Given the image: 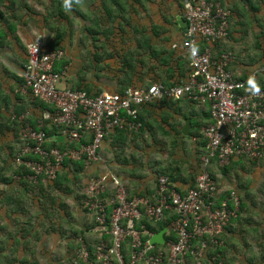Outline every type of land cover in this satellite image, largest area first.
Instances as JSON below:
<instances>
[{
	"label": "built area",
	"instance_id": "2783aa9c",
	"mask_svg": "<svg viewBox=\"0 0 264 264\" xmlns=\"http://www.w3.org/2000/svg\"><path fill=\"white\" fill-rule=\"evenodd\" d=\"M229 17L230 11L219 0H186L184 37L173 47L184 51L189 74L173 86L153 83L147 87L131 86L123 92L88 93L66 84L68 65L56 71L57 64L65 57L64 50H48L40 39L27 45L21 90L30 93L33 100L49 104L52 111H43L37 118V128L27 121L30 110L16 117L22 122L16 163L25 170L17 176L19 179L32 183H37L39 178L54 181L66 158L78 161L85 157L86 167L102 163L99 150L106 139L118 131L138 132L142 127L139 109L162 99L187 98L207 108L210 115L211 122L202 130L206 154L201 158L195 186L186 193L170 187L166 175L157 178L152 199L138 195L130 197L127 187L116 176L108 180L107 176L101 175L88 180L85 192L90 198L109 190L110 182L116 191L111 199L115 209L108 231L112 245L101 241L97 248V257L103 260V264H113L114 260L117 264H124L120 247L128 237L133 239V261L160 264L162 254H150L154 244L147 241L143 245L141 233L135 225L143 215L155 221L163 220L166 212L176 215L170 226L176 240L167 242L168 264H183L188 254L199 260L197 264H202L206 249L210 245H221L220 235L237 216L240 200L235 190L219 205L214 203L221 188L212 177L210 167L213 161L219 167H226L235 159L243 158L254 163L264 159V85H249L264 69L253 70L243 79L231 68L236 55L226 47L232 26ZM47 123L61 128L67 143H81L83 140L87 143H82L78 150L64 152L48 148L46 143L50 140L43 130ZM106 203L98 199H88L84 203L88 212L95 213L99 228L103 230L107 229L104 226ZM195 240H200L198 246L193 244ZM81 243L79 257L87 263L89 251L86 244Z\"/></svg>",
	"mask_w": 264,
	"mask_h": 264
},
{
	"label": "crops",
	"instance_id": "0c3cea01",
	"mask_svg": "<svg viewBox=\"0 0 264 264\" xmlns=\"http://www.w3.org/2000/svg\"><path fill=\"white\" fill-rule=\"evenodd\" d=\"M227 1L230 3L237 0ZM185 2L186 0H155L154 2L149 0L145 8H141L139 3H134V7L139 9V13L127 21L130 24L125 25L123 22L126 26L125 31L118 27L113 28L109 34L100 35L95 44L86 39V31L80 30L77 33L78 40H73L75 62L74 64L69 63L68 75L65 78L66 84L76 88L78 85H82L83 88H88L91 93L101 94L103 92H121L131 86L146 87L153 83L171 84L185 77L189 71V62L184 64L186 57L182 48L174 49L173 47L174 44H180L184 37L183 27L178 25V19L184 18V9L183 11L180 9V4L182 3L184 6ZM128 3L131 4L132 1L129 0ZM98 5H100V1H98ZM122 21V18H117L115 25H120ZM41 22V19H38L37 23L31 21L27 25L19 27L18 35L25 47V43L35 39L42 40L45 47H49L48 42H45V34H42L44 32L48 34V41L51 40L53 34ZM134 26L138 28H134ZM33 31L34 33L37 31L38 34L30 39L28 36ZM82 33L90 50L80 43L82 42ZM27 37L28 39L25 41ZM12 38V35L9 34L8 39L10 40H6L4 46L0 47V176H10L16 170L14 163L9 158L10 154H15L19 147L18 132L17 129L8 125L9 119H13V116L19 117L27 110L31 111L29 118H39L43 114V110L34 105L37 101L33 100L31 94L23 93L21 90L22 71L27 61V54L25 49L15 44ZM69 45L72 44L66 39L63 42V49L66 55H69L68 57L72 55V51L67 47ZM88 52L90 55L86 54ZM250 62L239 63L233 70L236 74L248 76L251 70L264 69V67L260 68L262 63L260 59ZM130 67H134V69L129 71ZM262 78L264 77L258 76V79L253 82L254 86H263L264 79ZM145 107L147 112H143V119L147 122L148 127L144 132L130 134L126 139L118 132L112 134L99 150L103 162L85 166V171L80 175L82 179L77 182L76 189L72 188L67 192L61 190L64 188L63 186L59 189L58 202L63 201L65 204L61 213L71 224L89 226L93 222L81 210L80 201H78L79 194L81 195L84 190L82 186H85L92 176H107L108 180L111 176H116L129 185L130 189H127L131 196L141 194L146 196L150 195L156 187L158 175L163 171L169 172L170 167H175L177 171H173L174 177L179 180L174 185L181 191H187L194 186L195 173L201 157L198 152L203 148L202 142L205 139L196 140L192 136V133L196 132V125H193L192 122L195 120L209 123V117L205 116L207 108L187 104L183 100L171 101L168 104L157 101ZM140 114L142 118V107ZM185 119H190L191 127L188 131L190 135H186L182 131ZM177 129L181 134H178ZM49 140L63 142L65 136L58 134L49 137ZM238 161L240 160H233L234 163ZM244 164L239 163L232 169L233 173L236 172L234 176L238 183H250V176L254 173L248 172ZM213 167L221 192L230 191L226 187L229 185L231 190H235L238 194L239 184L236 187L228 184L229 180L225 174L219 171L216 166ZM70 176L74 177L72 174ZM234 176L228 177L234 178ZM79 187H82V190ZM46 189L37 190L34 196L42 195L44 201V197L52 195L51 189ZM112 190L113 186L110 182L109 191L113 192ZM239 191L240 194H244L242 190L239 189ZM23 196V189L17 186L13 187V185L7 187L0 183V246H3L0 249V264H13L11 261L15 260L17 243L11 233L13 230L16 234L17 228H22L27 220V217L23 216V222H17L14 218H17L19 214L14 213L13 215L12 212L18 207H21V210L25 208L35 212L39 207L37 199L32 204L25 201L26 198L22 200L23 205L17 206ZM94 230L100 229L95 227ZM156 235L153 234L152 238ZM16 237H19V233L16 234ZM24 238V241H27L29 236L24 235ZM21 240L23 241V239ZM51 242V238L45 237L43 234L39 243L32 241L31 245H34L37 254L43 257L45 256L44 252L49 256ZM45 244H47L46 248ZM17 255L19 258L23 257L22 249ZM43 258L41 262L45 264Z\"/></svg>",
	"mask_w": 264,
	"mask_h": 264
},
{
	"label": "trees",
	"instance_id": "16d2710c",
	"mask_svg": "<svg viewBox=\"0 0 264 264\" xmlns=\"http://www.w3.org/2000/svg\"><path fill=\"white\" fill-rule=\"evenodd\" d=\"M82 5L76 4L74 0H35L36 4L43 9L41 14L36 10V8H32L27 0H0V47H3L4 43L8 39V35H12V39L15 44H17L20 48L25 49L27 54V47L24 46L22 43L19 35L18 30L20 26H25L29 22H38V19H41V23H43L44 27L49 30L53 37L50 41H48V50H64L63 49V42L67 39L69 42H73L75 38H77V33L82 30L83 32L86 31L85 37L89 41L91 40L93 44L96 43L97 39H99L100 35H107L113 28L116 27L120 28V30L125 31L126 26L130 24L127 22L133 15H137L139 13V9L134 7V3H139L141 8H145V5L149 2V0H131L132 3L129 4V0H80ZM98 1H100V5H98ZM155 1V0H151ZM222 4L230 11V22H231V30L229 35V40L226 44L227 49L233 50V46L230 45V42L236 41V36L239 34L238 28L235 24H233V20L239 22L238 25L240 27L244 26L245 19L247 21L262 23L264 22V0H237L234 2H228L227 0H219ZM34 3V1H33ZM81 6V7H78ZM180 9H184L183 4H180ZM74 17V18H73ZM117 18H122L123 21L120 22V25L116 26ZM75 20H81L84 22V25L80 27L79 31L74 30V22ZM239 19V21L237 20ZM241 21V22H240ZM125 25H124V23ZM38 25V24H37ZM125 26V27H124ZM134 28H138L134 26ZM237 29V30H236ZM8 30V31H7ZM185 33V28H182ZM240 30H242L240 28ZM10 31V32H9ZM9 32V34H8ZM246 33V30L240 31V33ZM83 33L81 34L82 37ZM234 35V36H233ZM243 37V35H242ZM83 38V37H82ZM80 42L84 45L87 49L90 50L87 41L82 39ZM4 41V42H2ZM237 42V41H236ZM259 44V43H258ZM260 45V44H259ZM88 50V51H89ZM262 63H264V48L262 49ZM65 53V50H64ZM90 55V52L86 53ZM260 59V58H259ZM27 60V59H26ZM185 65L188 63V59L184 58ZM255 60V59H254ZM27 62V61H26ZM69 58L65 53V57L59 62L56 66V71H61L64 65L69 66ZM240 62L235 61L232 65V69L235 65H238ZM182 64V63H181ZM134 67H130L129 71H132ZM235 69V68H234ZM189 70V66H188ZM255 70V69H254ZM187 75L183 78H187ZM260 74V73H259ZM264 72H262V76L264 77ZM260 76V75H259ZM243 79L247 77L244 74ZM180 78L179 80H182ZM264 79V78H262ZM178 81L173 83H164L166 86H173L177 84ZM24 83V81H23ZM23 85V84H22ZM249 85L254 86V84L250 83ZM150 86V85H148ZM147 87V86H146ZM76 88V87H73ZM76 89L84 90L88 93L91 91L88 88H83L82 85H78ZM123 92V91H121ZM180 100L186 101L187 104L196 105V103L188 100L187 98H182L179 100H168L162 99L161 102L168 104V102H178ZM37 101L34 105L36 107H40L43 111H52V108L49 104L42 102L40 100ZM168 101V102H167ZM145 106H142V118L141 116V108L138 113L139 120L142 122V127L140 128V132H144V130L148 127L147 122L143 119V112L146 113L147 110ZM205 116L209 117V123L211 122L210 115L206 110ZM27 121L34 127L37 128V118H28ZM9 124L13 128L17 129L18 132V144L19 147L17 152L10 154V160L14 163L16 170L10 176H0V183L5 186L13 185L17 186L20 189L24 190V196L20 199V202L17 203V206L23 205V199L26 198L25 201L34 204L33 202L37 199L39 202V207L37 210L32 211L31 209H22L21 207L12 212V214H19L17 218V222H23V216L27 217L25 224L22 228H17L16 234L19 233V237H16L14 231L12 230V236L15 239L16 251L20 253V249H22L23 257L19 258L16 254L15 260L11 261L13 264H42L41 259H44L45 264H71L73 262H78L79 264H103V260L97 257L98 251L97 248L100 245L101 241H104L110 246L112 245L111 236L108 234L110 231V222L113 214V210L115 209V205L111 203V199L114 198L115 189L113 188V192L106 190L105 193H101L98 196L90 198L89 195L86 194L85 189L86 186H82L84 188L83 193L78 196V201L81 210H83L88 218L92 219V223L89 226H80L76 224H71L67 218L61 213V209L65 207L63 201L60 203L59 200V189L61 186L64 188L61 189L65 192L71 191L72 188L76 189V184L79 182L81 178V174L85 171V157L81 160L74 161L70 158H66L61 169L58 172L57 179L54 181H49L45 178H39L37 183H32L31 181H26L22 178H17V176H21L25 173L24 167L18 166L16 163V155L20 148V139H19V131L22 127V122L16 119H9ZM206 121H193L192 124L196 125V132L192 136L196 138V140H203L202 130L208 124ZM24 124V122H23ZM43 130L46 132L48 137L56 136L58 134H62L61 128H58L54 125H50L47 123ZM195 130V129H194ZM138 131V132H139ZM178 134L181 132L177 129ZM136 132V134L138 133ZM193 132V131H192ZM121 136H125V139L131 133L126 131H118ZM135 133H132V135ZM82 143H87V140H83L81 143H72L69 144L66 141L59 142L57 140H51L46 143L48 148H58L60 151L64 152L68 149H76L78 150ZM203 148L198 152L200 156H204L206 154V140H204ZM237 160V159H236ZM240 161L234 163L231 162L230 166L227 167H219V171L225 174L234 175L233 167L235 165H239V163L246 166L248 172L251 170H255V166L259 165V163H254L251 161L244 160L243 158L239 159ZM200 161V160H199ZM263 161V160H262ZM261 161V162H262ZM243 162V163H242ZM260 162V163H261ZM214 163V165H213ZM211 173L212 177L217 180L216 174L213 171V166H216L217 162L213 161ZM247 164V165H246ZM200 163L197 166V170L195 173H198L200 169ZM236 166V167H237ZM171 170L163 171L161 175H166L169 177L171 186L176 188L177 191L186 193V191H181L178 187L174 184L176 183L177 178H175V174L173 171H177L175 167H170ZM68 169V170H66ZM27 174L29 173L26 171ZM165 172V173H164ZM73 175L74 177L70 176ZM96 177V176H92ZM90 177V178H92ZM239 189L244 192V194H240L238 189V197L240 200V207L239 211L237 212V216L232 218L228 223L227 227H225L224 232L219 237V242L221 245L219 246H212L210 245L208 249H206V256L201 260L202 264H264V216L261 220H257V217H261L264 214V205L262 206L261 203L258 205L254 196L250 194V186L248 183H238ZM82 187H79L82 190ZM194 187V186H193ZM46 188L51 189L52 195L44 197V201L42 195L34 196V193L42 190H47ZM157 189L156 187L151 191L150 195H146L145 197L151 198L155 194ZM128 191V190H127ZM260 191V190H259ZM263 191V190H262ZM129 193V192H128ZM231 190L227 192H221L217 198H214V203L219 205L221 201L225 198L230 196ZM130 195V194H129ZM138 196H142L138 195ZM130 197H133L130 195ZM88 199H98L104 200L106 203V212L107 218L105 222L106 230L100 229L95 231V227H99L98 222L95 218L94 212H88L84 208V203ZM24 201V202H25ZM20 203V204H19ZM36 203V202H35ZM31 204V205H32ZM231 208H233V203L230 202ZM87 218V219H88ZM176 219L175 213L166 212L163 220L155 221L150 217L143 215L142 219L136 223L135 228L136 230L140 231L141 233V240L142 244L144 245L147 241H150L153 234H158L164 229L167 231L164 234V238L166 243L161 244H154L153 250L151 251V255H157V252H160L162 255L161 263L160 264H168L169 259V252L167 250V242L170 239L176 240L175 234L170 230V226L173 220ZM148 233L144 234V231ZM44 234L45 237L49 236L51 238V248L48 253L44 252L43 257L42 255L37 254V249L34 245H31L32 241H41L42 235ZM25 236H29L27 241H24ZM22 236V237H21ZM94 237V238H93ZM19 238V239H18ZM23 239V241L21 240ZM83 241L87 249L89 251V260L87 263H84L79 257V250L82 247ZM133 239L128 237L122 244H121V253L123 256L124 264H145L144 260L140 261H133V253L135 249L132 247ZM195 246L200 244V240H195L193 242ZM45 244V248H46ZM3 246H0V249ZM44 248V245H43ZM42 250V249H41ZM40 250V251H41ZM47 252V249H45ZM42 252V251H41ZM147 256H149L147 254ZM49 257V258H48ZM198 259L196 257L191 256L190 254L186 255L184 258L183 264H197ZM113 264H117V261H113Z\"/></svg>",
	"mask_w": 264,
	"mask_h": 264
},
{
	"label": "rangeland",
	"instance_id": "374dc122",
	"mask_svg": "<svg viewBox=\"0 0 264 264\" xmlns=\"http://www.w3.org/2000/svg\"><path fill=\"white\" fill-rule=\"evenodd\" d=\"M28 3L30 4V6H32V8H36V10H38V12L41 14V12H43V9L41 7H39L35 0H27ZM34 1V3H33ZM76 1V4H80L82 5V2L80 0H74ZM81 7V6H78ZM264 15V12L262 13ZM74 18V17H73ZM239 21V19H237ZM74 22V30L75 31H79L80 27H82L84 25V22L81 20H75L73 19ZM241 22V21H240ZM239 22L233 20V24L236 25V27L238 28L239 34H237L236 36V41H232L230 42V45L233 46V50L235 55H236V61L240 62V63H251L250 61L254 60V59H259L260 61L262 59V49L264 48V22L262 23V21H260V23L255 22L254 20L252 22L249 23V21H247L245 19V24L244 26L240 27L238 25ZM240 28L242 30H246V33H240ZM237 30V29H236ZM38 34V32L36 31L34 33L30 32V36H28L30 39L34 38L36 35ZM45 34V42H48V34H46L45 32L42 34ZM243 35V37H242ZM234 36V35H233ZM28 37L26 38L25 41H27ZM78 40V38H75ZM231 41V39L229 40ZM30 42L28 41L26 44H29ZM260 45H259V44ZM71 44L73 45H69L67 46L71 51H72V55L69 58V61L74 64L75 62V52H74V44L73 42H71ZM69 56V55H68ZM261 67H264V63H261ZM248 68V67H246ZM253 72V70L250 71V74ZM264 75V74H263ZM262 76V75H260ZM250 172H254L252 176H250V194L252 196L255 197L256 202L258 203V205L261 203V205H264V159L261 163H259V165L255 166V170H251ZM228 176H234V175H226L228 181V184H231L233 187H236L238 184V180H236L235 176L234 178H229ZM123 182V181H122ZM112 184V183H111ZM123 185H125L128 189H130L129 185L127 183L123 182ZM113 186V185H112ZM229 186V185H228ZM226 186L228 188V190H231V186ZM260 190V191H259ZM263 190V191H262ZM264 216L261 215V217H257V220H261V218ZM51 244V243H50ZM52 249V248H51Z\"/></svg>",
	"mask_w": 264,
	"mask_h": 264
},
{
	"label": "water",
	"instance_id": "95a60500",
	"mask_svg": "<svg viewBox=\"0 0 264 264\" xmlns=\"http://www.w3.org/2000/svg\"><path fill=\"white\" fill-rule=\"evenodd\" d=\"M178 25L180 27H185L186 26V22L183 18H179L178 19ZM190 119H185V126L183 128V133H185L186 135H190L189 134V130H190ZM101 229V228H99ZM167 230L164 229L163 231H161L160 233H158L156 236H154L153 238H151L150 242L152 244H161L163 245L165 243V238H164V233L166 232Z\"/></svg>",
	"mask_w": 264,
	"mask_h": 264
},
{
	"label": "clouds",
	"instance_id": "9594fccd",
	"mask_svg": "<svg viewBox=\"0 0 264 264\" xmlns=\"http://www.w3.org/2000/svg\"><path fill=\"white\" fill-rule=\"evenodd\" d=\"M183 19H184V18H183ZM183 28H185V27H183ZM261 74H262V73H260L259 75H261ZM252 84H253V82H252ZM164 85H165V84H164ZM256 87H257V86H256ZM181 99H182V98H181ZM170 100H172V99H170ZM177 100H179V99H177ZM196 105H198V104H196ZM199 106H200V105H199ZM202 157H203V156L200 157V161H199L200 164H201V158H202ZM213 165H214V163H213ZM228 166H229V165H228ZM216 167L219 168L218 165H216ZM226 167H227V166H226ZM211 168H212V166L210 167V170H211ZM159 176H161V174L158 175V177H159ZM158 177H157V178H158ZM215 180H216V179H215ZM216 182H217V180H216ZM217 183H218V182H217ZM218 185H219V184H218ZM194 186H195V183H194ZM192 188H193V187H192ZM231 191H232V190H231Z\"/></svg>",
	"mask_w": 264,
	"mask_h": 264
}]
</instances>
